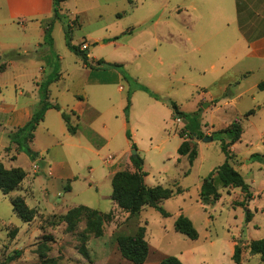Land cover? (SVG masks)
<instances>
[{"label": "rangeland", "instance_id": "374dc122", "mask_svg": "<svg viewBox=\"0 0 264 264\" xmlns=\"http://www.w3.org/2000/svg\"><path fill=\"white\" fill-rule=\"evenodd\" d=\"M203 3L205 0H68L61 4L59 18L53 24L54 54L45 55L46 51L42 50L35 60L33 53L16 57L12 53L3 57L0 61V87L4 99L9 101L20 97L21 91L11 84L24 69H33L37 74L38 69H44L45 73L41 75L44 79L55 70L49 86L51 100L64 106L71 116V107L68 106L76 104V94L80 95L85 101V114L90 117L92 113L94 119V112L89 108L93 106L97 109L98 122L108 125L110 144L99 156L85 149L71 150L67 155L65 148L56 147L43 154L44 160L30 142L23 145L22 151L32 161L37 160L39 167H44L49 158L57 161L66 159L78 181L74 192L68 195L64 187L72 182L58 181L55 186L46 172L41 170L37 173L39 168L36 170L34 167L38 174L34 175L32 167L26 164L23 170L26 176H30L27 180L32 182L34 195L26 202L31 208H41L40 213L51 216H37L32 223L23 222L11 204L12 198L24 196L25 192L16 190L11 195H4L0 191V264L15 251H21V256L11 264H42L40 253L57 264H131L122 258L115 237L135 235L140 227L146 228V240L151 247L145 264H158L165 256L178 257L183 264H236L232 259L230 241L234 250L237 246L242 249V264H264L249 249L253 240L264 238V119L262 116L245 117L264 102V91L258 89V84L264 81L263 67L261 63L250 65L243 62L232 72L222 73L229 64L223 59L225 50L238 39V25L234 21L229 25L210 24ZM191 6L199 9L190 11ZM69 26L72 44L81 49L86 45L91 63L96 67H99V60L121 64L131 80H127L117 69L102 68L100 76L113 82L120 76L119 82L109 87L103 98L92 93L91 88L84 91L80 81L82 74L78 70L84 64L66 45V29ZM211 27H217L213 34ZM196 48H201L202 52L196 51ZM209 48L214 49L212 53ZM242 51L243 47L239 45L236 52ZM6 60L15 62L14 67L6 69ZM215 60L221 61L217 65L218 77L210 69L205 71ZM249 68L253 72L246 73ZM224 75L226 77L222 79ZM217 78L221 79L220 83ZM132 80L162 98L176 102L187 113L200 112L202 131L204 123L214 126L213 133L210 128L205 129L203 133L206 136L218 133L236 120L240 121L243 135L234 146L236 156L233 154V162L237 157L245 159L253 153L262 157L247 160L242 171L253 198L243 207L245 198L239 189L231 194L224 192L223 198L207 207L205 214L199 212L196 221L198 240L177 233L174 225L178 216H187L198 210L197 188L201 180L226 161L222 142L215 137L208 143L196 140L202 143L199 157L191 166L188 157L178 154L182 144L179 133L185 124L174 118L168 106L143 91L135 90ZM21 81V87L26 88L28 79ZM224 85H228L226 89ZM120 87L123 88L121 92ZM26 99L21 98L22 101ZM122 119L124 122H121ZM119 124L120 128L124 127L126 135L131 134L132 140L124 134L119 136ZM72 125L78 131L82 130L76 118H73ZM40 138L44 147L47 144L45 134H41ZM87 138L97 147L102 145L98 136L88 134ZM80 139H83L82 136ZM7 142V139H0V162L9 166L6 153L1 148ZM128 147L131 156L136 151L145 160L144 167L151 178V184L148 183L151 187L162 186L173 190L180 187L185 190L182 195L161 204L169 217L146 207L139 217L132 216L126 221L118 219L115 229H112V224L117 215L113 213V219L104 226L105 234L100 239L87 233L85 219L78 224L76 231L69 232L66 224L60 221V216L52 215H64L67 210L78 206L100 212L110 210L114 202L111 200L112 183L107 178L109 171L105 159L112 156L118 162L123 150L128 151ZM123 170H129V167L124 166ZM46 191L50 199L61 204L57 210L44 205ZM246 208L254 215L249 224L244 221ZM82 233L88 234L86 247L90 259H85L78 251ZM49 236L53 237V241L46 240Z\"/></svg>", "mask_w": 264, "mask_h": 264}, {"label": "crops", "instance_id": "0c3cea01", "mask_svg": "<svg viewBox=\"0 0 264 264\" xmlns=\"http://www.w3.org/2000/svg\"><path fill=\"white\" fill-rule=\"evenodd\" d=\"M202 6L204 10L208 11L207 18L210 24L221 25L222 23H227V25H229V22L234 21L238 25V39L232 45L228 46L227 49L225 50L223 59H225V61L228 62L229 64L222 71V73L227 74L232 72L237 68V66H239L243 62H246L247 64L250 65L254 63H261L260 65H262L263 73H264V0H205V3H203ZM198 9L199 8L195 6L189 7L190 11L193 10L196 11ZM53 19H54V0H0V61L3 59L4 56L10 55L12 53H15V57L16 55L20 56V54L29 55V53H33L34 60L37 59L38 57L36 55H41L40 52L42 50L46 51L45 55L50 54V47L45 45V29L47 27V23L52 21ZM216 29L217 27L215 28L211 27L212 34L213 32L216 31ZM213 37H215V35H213ZM187 40L190 41V38H188ZM239 45L243 47V51L241 53L236 52L237 47ZM53 49H55L54 46ZM201 50H202L201 48H196V51L202 52ZM208 50L212 53L214 49L209 48ZM215 61H216L215 63L210 62L209 68H206L207 70L205 71H208V69H210L211 71L215 72L214 73L215 77H218L219 70L217 69V65L218 63H221V61L220 60H215ZM5 62H8V66L6 69H8L9 66L14 67L15 62L10 60H6ZM102 68L103 67H96L95 69H90L83 65L82 67H79L78 70L82 74L80 76V81H81V85L83 84L82 86L83 90L87 91L88 88H91L92 93L94 92L97 96L103 98L107 95L109 91V87H111L112 85H116L115 83L119 82V78L121 77L117 76L116 82L109 80L107 77H102L99 75L100 73L103 72ZM38 70L39 73L37 74L33 71V69H29V68L24 69L20 77L14 80V82L11 84V86L14 89L16 90L19 89L21 91L19 93V96L21 98L23 97L27 98L26 101H22L20 97L15 98V100H9V101L4 99L2 95V88L0 87V139H7L8 141L7 144L2 146L1 148L6 153L7 160L9 161L8 164L9 166L5 165L3 162L1 163H3V165L7 169H13V168L25 169V167H27L25 165L27 164L32 167V173L34 175H38L35 173L34 166H38L39 163L37 162V160L32 161L26 152L21 151L17 144L12 143L11 135L14 134L18 129L24 127L32 119L36 109L39 106L40 103L39 88H40V84L44 80V78L41 77V75L45 73V70L44 69H38ZM251 72H253V69L249 68L246 73H251ZM5 73L6 72H3L2 74ZM225 75L223 76L222 79L226 77ZM26 78L29 81L27 82L28 86L26 88H22L21 86L23 84H21L22 81L20 82V80ZM219 79L220 78H217V82L220 83L221 79L220 80ZM227 86L228 85H224V88L226 89ZM121 91H123L122 87L119 88V92ZM76 97L78 98L77 103L74 104L73 106H68L71 107L70 118H71V123L73 118H76L81 123L82 130L78 131L77 129V132L74 135L69 133L67 124L63 119V113H66L65 107L54 102L50 98V101L53 104H58L61 107V110L58 111L55 109H51L46 112L44 120L38 125L36 131L34 132V138L30 142L35 152L40 157H42L43 160H44L43 154L50 153V150L56 147L65 148V154L67 155H69L71 150L85 149L89 153L95 156H99L100 152L104 150V147L106 148L109 146L110 134H109L108 125L101 124L98 122V118H96L97 109L93 106H89V108L94 112L93 114L95 118L93 119L92 113L90 114V117L89 115L85 114L86 105L84 98H82L78 94H76ZM87 97L89 98V96ZM257 107L258 109L256 110L253 109L255 110V114L252 116L255 117L262 116L264 119V102L260 103L259 106ZM121 122H124V119H122ZM228 126H226L225 128H227ZM124 127L120 128V124H119L118 126L119 136L122 134H124V136L126 135V133L124 132ZM207 128H210L212 130V133L215 132L214 126H210L209 124L204 123L203 124L204 133H205V129ZM86 131H88L89 133H87ZM41 134H45V138L47 141V144H45L44 147H42L40 143ZM88 134L98 136V138L102 142V145L100 147H97L95 146V144L91 143L89 138H87ZM78 136H80V138L82 136L83 139L79 138L78 141H76V138H78ZM183 141L184 139L182 138V143ZM196 142H197L198 157H199V150L201 148L202 142L199 141ZM234 146L235 144L231 147V151L233 154H234ZM122 153L123 155L121 156V158L118 159V162H115L112 156H108L105 159V163L109 171L107 173V178L111 180V183L113 176L117 172L123 171L124 166H128L129 171H134V167L131 162V154L129 152V147H128V151L123 150ZM254 154H258V153H253L251 154V156ZM251 156L249 158H251ZM184 157H188V156H184ZM249 158L238 159L237 157L236 160L232 162V165L238 172L242 174V171L245 167L244 163L247 162ZM23 161L24 162L26 161L25 164H22ZM144 164H145V160H144ZM38 168L39 171L36 172L40 173L41 170L46 172L48 177H50L53 180L52 184L55 186L58 181L72 182L70 184H67L64 187V190L68 192V195H71L74 192L75 183L78 181V179L75 176L74 172L72 171V168L68 165L66 159H60L57 161L53 158H49L48 162L44 163V167L38 166ZM216 169L212 170L210 174L215 172ZM144 171L147 174L145 167H144ZM27 178H30V176L27 175L25 180L17 189V190H22V192L23 191L25 192L26 195L24 196L19 195L21 197H24L25 200L28 199V197L30 196L34 197L31 191L32 182L28 181ZM203 181L204 180H201L197 188L198 198H199L197 205L199 206V208L197 211H193L186 216L193 222L195 228H196L197 217L200 214L199 212L201 211L203 214H205V212H207V207H210L204 205L201 202L200 192ZM148 183L151 184V178L147 174V176L145 177V184L148 187H151ZM235 190L236 189L234 188L220 189V192L221 194H223L224 192L225 194H231ZM112 192H113V188H112ZM48 194L49 192L46 193V197L43 200L44 205L48 206L53 211L57 210V207H60L61 204L58 203V201L50 199V196ZM242 194L244 196L243 192ZM58 196L60 197V193H58ZM223 196L224 194L222 195L221 199L223 198ZM239 202L241 203L242 201ZM63 203L65 204V201H63ZM32 209L36 210L37 212L36 218L37 216L44 218L51 217V216H46L45 214H43V212L40 213L41 208L38 210L36 208H32ZM69 210H67V212ZM111 212L117 215L115 222H113L112 224L113 225L112 229L117 228L118 224L116 223V221L118 219L121 218L122 220L125 221L130 219L129 213L121 210L115 204V202L111 203L110 210L102 213L108 214ZM140 214H138L137 217H139ZM52 216H63V215L54 214ZM207 222H209V220ZM229 244L231 248V254L233 257L235 250L233 249L232 241H230Z\"/></svg>", "mask_w": 264, "mask_h": 264}, {"label": "trees", "instance_id": "16d2710c", "mask_svg": "<svg viewBox=\"0 0 264 264\" xmlns=\"http://www.w3.org/2000/svg\"><path fill=\"white\" fill-rule=\"evenodd\" d=\"M66 1L68 0H54V19L47 23V27L45 29V45L50 47V54H54V40L52 38L53 24L55 20L59 18V8L61 4ZM70 29V26L66 29V45L68 49L82 60L85 67L95 69L96 66L89 61L86 50L72 44ZM55 58H58V60L60 59L57 55H55ZM97 65L105 69H117L125 75L124 66L121 64H111L106 63L103 60H99L97 61ZM55 73V70L52 71L51 75L48 78H45L40 84V103L32 119L24 127L18 129L11 135V142L17 144L21 151L25 143L33 140L34 132L36 131L38 125L44 120L46 112L51 109L58 111L61 110V107L58 104H53L50 101L49 86L53 81L51 79H53L52 76ZM125 78L127 80H131L127 77V75H125ZM134 89L143 91L156 101L167 105L172 110L176 120L180 119L181 121L186 122L183 130L179 133L180 137L183 138L184 141L178 149V154L180 156H188L190 165L193 166L198 157L196 140H203V138L206 137L202 131L200 112H184L180 109L176 102L164 99L149 90L147 87L135 82ZM258 89L260 91H264V81L258 84ZM126 110H129V106ZM254 114L255 110H251L245 117L248 118ZM63 119L67 124L69 133L73 135L76 134L77 127L72 125L70 116L63 113ZM242 134L243 127L238 120L234 121L227 128L220 130L218 133L212 134L213 137L222 142L221 149L226 156V161L224 164L219 166L215 172L211 173L206 179H204L200 192L201 202L204 205L210 206L219 202L222 197L220 189H240L244 193L245 197L243 207L246 206L253 198L250 185L246 182L243 175L232 165L234 155L231 151V147L241 140ZM127 137L129 140H132L130 133H127ZM133 148H135V145ZM31 158H34V156L31 155ZM261 158L260 154H254L249 160L251 161ZM131 162L133 164L134 171H119L112 178V201L115 202L121 210L129 213L130 217L137 216L146 207L155 209L166 218L169 217V213L162 208L161 204L177 195L182 194L184 190L180 187L176 190L164 188L162 186L148 187L145 184V177L147 174L144 171V159L139 154H136L131 156ZM25 178L26 173L23 169H7L3 163L0 162V191L4 195H9L16 191ZM11 204L13 206V211L23 222L31 223L35 220L37 212L28 206L24 197L18 196L12 198ZM245 215V222L248 224L252 221L253 214L246 208ZM83 219L86 220L87 233L92 234L95 238H102L105 234L104 226L112 221L113 213L111 212L105 214L87 206H78L70 209L65 215L60 216V221L66 224L69 232L76 231L78 224ZM174 228L177 233H180L191 240L199 239V232L195 228L193 222L184 215H180L177 218ZM87 233H82L79 236L81 246L78 251L85 259H90L89 250L86 247L88 242ZM46 238V240L53 241L52 236ZM115 241L118 251L120 252L122 258L127 262L131 264H145L147 262L149 254L151 253V247L146 240L145 227H140L135 235H117L115 237ZM249 249L253 255H258L264 262V238L260 240H253L249 244ZM20 256L21 251H15L13 255H10L5 259L3 264H11L16 261V259L20 258ZM40 259L42 264H57L56 261L47 259L44 253H40ZM232 259L236 264H242V249L240 247L237 246L235 248ZM158 264L183 263L178 257L165 256Z\"/></svg>", "mask_w": 264, "mask_h": 264}, {"label": "water", "instance_id": "95a60500", "mask_svg": "<svg viewBox=\"0 0 264 264\" xmlns=\"http://www.w3.org/2000/svg\"><path fill=\"white\" fill-rule=\"evenodd\" d=\"M87 53H88V51H87ZM183 123L186 124L185 121H183ZM213 140H214V137L213 136H206V137L203 138L202 141L205 142V143H208V142H211ZM133 154L136 155L137 152L136 151H133ZM239 244L241 245L242 243H239Z\"/></svg>", "mask_w": 264, "mask_h": 264}, {"label": "built area", "instance_id": "2783aa9c", "mask_svg": "<svg viewBox=\"0 0 264 264\" xmlns=\"http://www.w3.org/2000/svg\"><path fill=\"white\" fill-rule=\"evenodd\" d=\"M83 50H86L87 49V46L86 45H83ZM178 121H181L180 119H177ZM36 170H38V166H34Z\"/></svg>", "mask_w": 264, "mask_h": 264}]
</instances>
